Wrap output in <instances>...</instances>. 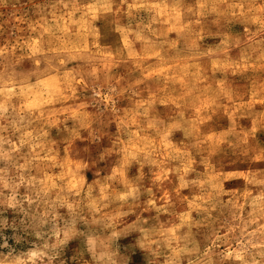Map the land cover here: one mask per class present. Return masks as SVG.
<instances>
[{"label":"rangeland","instance_id":"obj_1","mask_svg":"<svg viewBox=\"0 0 264 264\" xmlns=\"http://www.w3.org/2000/svg\"><path fill=\"white\" fill-rule=\"evenodd\" d=\"M0 264H264V0H0Z\"/></svg>","mask_w":264,"mask_h":264}]
</instances>
